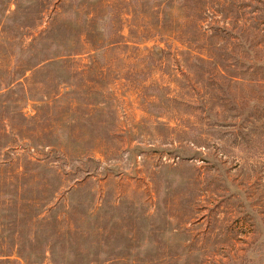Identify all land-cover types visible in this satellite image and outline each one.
I'll list each match as a JSON object with an SVG mask.
<instances>
[{"label":"rangeland","instance_id":"374dc122","mask_svg":"<svg viewBox=\"0 0 264 264\" xmlns=\"http://www.w3.org/2000/svg\"><path fill=\"white\" fill-rule=\"evenodd\" d=\"M0 95L3 252L264 264V0H0Z\"/></svg>","mask_w":264,"mask_h":264},{"label":"trees","instance_id":"16d2710c","mask_svg":"<svg viewBox=\"0 0 264 264\" xmlns=\"http://www.w3.org/2000/svg\"><path fill=\"white\" fill-rule=\"evenodd\" d=\"M10 86H11V83L7 84L5 86V88L8 89V88H10ZM0 114H1V112H0ZM0 120H1V118H0ZM2 134H3L2 128L0 127V168L2 165H5L7 163V159L5 158V156L8 154V149L10 148V147L2 144V139L4 138ZM59 243L61 244V246L63 248H65V247L67 248V246H68V242H59ZM44 245L41 246V248H43ZM2 247H3V244H2ZM48 251H49V248L47 247V249L45 248V251L43 252V256H39L37 258H32V257L24 256L21 253H18L16 256H14L12 254V252L6 253V252H3L2 250H0V264H22V262L24 264H43V262L45 260H49L46 257V253ZM50 262L53 264H64L65 259L64 258L61 260L51 259Z\"/></svg>","mask_w":264,"mask_h":264}]
</instances>
